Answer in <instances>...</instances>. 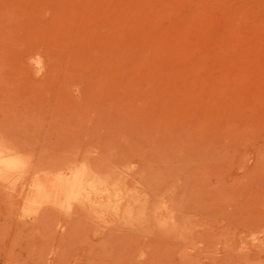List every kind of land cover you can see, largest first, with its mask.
<instances>
[{
    "label": "rangeland",
    "instance_id": "1",
    "mask_svg": "<svg viewBox=\"0 0 264 264\" xmlns=\"http://www.w3.org/2000/svg\"><path fill=\"white\" fill-rule=\"evenodd\" d=\"M0 146V264H264V0H0Z\"/></svg>",
    "mask_w": 264,
    "mask_h": 264
},
{
    "label": "bare ground",
    "instance_id": "2",
    "mask_svg": "<svg viewBox=\"0 0 264 264\" xmlns=\"http://www.w3.org/2000/svg\"><path fill=\"white\" fill-rule=\"evenodd\" d=\"M2 157L10 159L14 174H19L22 177L27 170L29 171L28 167L26 168L27 163L17 154L0 146V158L2 159ZM63 178L64 176L61 175H53L44 180L36 178L31 184L32 195L28 200L30 206L39 210L42 205L45 206L49 203L57 202L59 193L69 195L76 203H89L91 205H93V197L101 198L104 196L102 183L88 171H77L72 178L73 181L70 183Z\"/></svg>",
    "mask_w": 264,
    "mask_h": 264
}]
</instances>
